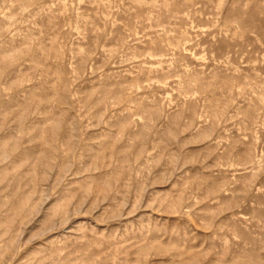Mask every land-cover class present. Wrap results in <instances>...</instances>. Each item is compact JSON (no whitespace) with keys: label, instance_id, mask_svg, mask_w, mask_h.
<instances>
[{"label":"rangeland","instance_id":"rangeland-1","mask_svg":"<svg viewBox=\"0 0 264 264\" xmlns=\"http://www.w3.org/2000/svg\"><path fill=\"white\" fill-rule=\"evenodd\" d=\"M0 264H264V0H0Z\"/></svg>","mask_w":264,"mask_h":264}]
</instances>
